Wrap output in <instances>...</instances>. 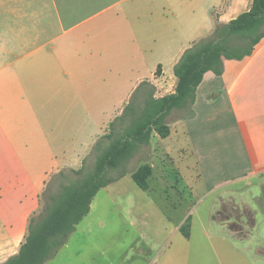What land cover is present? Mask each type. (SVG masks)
Returning <instances> with one entry per match:
<instances>
[{
	"label": "crops",
	"instance_id": "1",
	"mask_svg": "<svg viewBox=\"0 0 264 264\" xmlns=\"http://www.w3.org/2000/svg\"><path fill=\"white\" fill-rule=\"evenodd\" d=\"M253 1L0 0V264L19 252L53 175L85 166L140 84L175 92L186 49ZM192 108L170 128L188 136L200 176L213 189H264V37L221 75L206 72ZM252 257L264 264V250Z\"/></svg>",
	"mask_w": 264,
	"mask_h": 264
},
{
	"label": "rangeland",
	"instance_id": "2",
	"mask_svg": "<svg viewBox=\"0 0 264 264\" xmlns=\"http://www.w3.org/2000/svg\"><path fill=\"white\" fill-rule=\"evenodd\" d=\"M5 22L6 18H0V24ZM182 114L172 111L167 123ZM117 130H121L119 125ZM109 132L110 126L104 134ZM154 134L149 144H140L130 159L110 171V176L124 175L98 191L90 212L68 235L67 246L60 247L46 264H257L252 254L264 250V189L260 181L250 179L213 189L200 176L186 134L173 127L166 138ZM94 163L91 151L85 170L90 172ZM144 163L155 165L146 190L132 178ZM220 170V176L230 173L229 169ZM81 176L66 171L53 179L52 189ZM41 199L39 212L44 206L43 195ZM229 199L241 208L234 211L226 204ZM244 203L251 208L243 209ZM218 211H222L219 220H212ZM234 212L237 218L232 216ZM228 216L229 222L243 226L245 235L234 232L238 225H228ZM185 223L189 224V237L178 229Z\"/></svg>",
	"mask_w": 264,
	"mask_h": 264
},
{
	"label": "trees",
	"instance_id": "3",
	"mask_svg": "<svg viewBox=\"0 0 264 264\" xmlns=\"http://www.w3.org/2000/svg\"><path fill=\"white\" fill-rule=\"evenodd\" d=\"M262 37L264 0H254L248 11L226 24H218L211 36L194 42L186 49L175 65L178 79L175 92L156 98L154 85L142 82L123 113L111 123L110 132L95 143L93 169L89 172L83 166L78 170L64 169L53 175L43 192L44 206L31 218L19 252L1 264H44L54 256L76 225L90 212L98 191L124 175L110 176V171L130 159L140 144H149L154 132L162 138L168 137L171 128L166 120L173 110L193 115L196 90L205 73L213 71L221 75L226 59H242L251 55ZM118 125L120 131H116ZM66 171L82 176L67 184L60 183L54 191L53 179L64 176ZM152 174L151 164L144 163L132 173V178L146 190ZM188 227L189 224L185 223L180 228L186 237L190 235Z\"/></svg>",
	"mask_w": 264,
	"mask_h": 264
}]
</instances>
